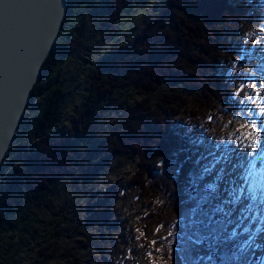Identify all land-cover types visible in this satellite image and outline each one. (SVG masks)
Here are the masks:
<instances>
[{"label":"trees","instance_id":"1","mask_svg":"<svg viewBox=\"0 0 264 264\" xmlns=\"http://www.w3.org/2000/svg\"><path fill=\"white\" fill-rule=\"evenodd\" d=\"M164 3V9H157ZM135 10L144 15L142 31L133 32L136 37L130 41L121 38L117 51L102 57V44L108 47L118 32L133 29ZM263 15L262 0H69L60 35L0 170V264H19L24 253L21 242L27 236L30 242L38 240L37 217L50 207L60 182L82 179L98 152L106 158L136 161L129 185L144 198L156 189L151 180L161 163L174 175H189L197 154L192 138L198 111L203 106L210 109L212 128L223 108L234 110L236 98L230 88L235 76L225 71L223 63L247 62L236 55L235 37ZM72 60L79 65L67 74L73 73L74 81L81 79L69 90L63 85L67 77L63 69ZM76 87L83 92L80 115L69 127L63 125L64 104L72 100L70 94L77 95ZM181 87L196 104L187 124L176 120L188 102ZM134 93L140 97L137 103H131ZM162 181L171 189L166 176ZM219 237L225 241L215 247L217 253L212 252L217 261L221 263L222 254L232 258L230 264H244L240 255L234 256L229 234ZM156 241L154 258L183 264L181 246L169 237ZM66 259L65 264H83L74 255ZM44 260L35 256L31 264Z\"/></svg>","mask_w":264,"mask_h":264},{"label":"rangeland","instance_id":"2","mask_svg":"<svg viewBox=\"0 0 264 264\" xmlns=\"http://www.w3.org/2000/svg\"><path fill=\"white\" fill-rule=\"evenodd\" d=\"M164 8L165 3L157 9ZM134 12L133 29L118 32V38L112 39L108 47L102 44V57L117 51L121 38L130 41L136 37L131 36L133 32L137 35L142 31L140 20L144 15ZM116 29L114 26L112 30ZM234 43L236 55L247 60L237 65L232 59L223 63L225 71L235 76L230 88L236 98L235 108H223L222 117L212 128L210 109H199L192 138L197 154L190 174L174 175L161 163L151 180L156 189L144 198L138 188L130 189L129 185L136 161L106 158L98 152L87 163L89 170L82 179L60 182L49 199L50 207L42 209L37 217L38 240L23 238L24 253L18 257L19 264H31L35 256L41 260L45 257L40 264H65L66 255L79 257L83 264H153V259L157 264H169L168 260L149 256L151 242L168 237L182 247L183 264H230L231 257L218 254L222 258L219 263L214 255L215 247L225 241L219 237L223 232L229 234L236 258L240 255L245 264H264V148L254 160L262 169L257 167L252 173L249 166L253 160L245 154L254 151L257 144H264V15L241 29ZM78 65L72 60L63 71H72ZM67 71L63 85L70 90L81 76L74 81L73 73ZM73 90L77 95L71 98L70 94L72 100L64 104L67 114L63 125L69 127L80 115L77 109L83 96V92L78 93L79 87ZM186 95L188 102L176 117L181 124H187L190 109L196 105L194 97L187 91ZM130 99L137 103L140 97L134 93ZM114 176L118 177L115 182ZM164 176L171 189L162 181ZM101 209L105 211L102 215ZM159 211H164L161 217L157 216ZM152 213L153 217L145 220ZM217 214L221 215L218 220Z\"/></svg>","mask_w":264,"mask_h":264},{"label":"water","instance_id":"3","mask_svg":"<svg viewBox=\"0 0 264 264\" xmlns=\"http://www.w3.org/2000/svg\"><path fill=\"white\" fill-rule=\"evenodd\" d=\"M68 5L69 0H0V170Z\"/></svg>","mask_w":264,"mask_h":264},{"label":"snow or ice","instance_id":"4","mask_svg":"<svg viewBox=\"0 0 264 264\" xmlns=\"http://www.w3.org/2000/svg\"><path fill=\"white\" fill-rule=\"evenodd\" d=\"M264 148V144H257V147H256V151L254 153H245L246 155H251L253 158H255V156L260 152V150ZM152 245L155 246L157 241L153 240L152 242ZM149 256L151 257L152 256V253H149ZM153 264H157V262L155 261V259H153Z\"/></svg>","mask_w":264,"mask_h":264},{"label":"bare ground","instance_id":"5","mask_svg":"<svg viewBox=\"0 0 264 264\" xmlns=\"http://www.w3.org/2000/svg\"><path fill=\"white\" fill-rule=\"evenodd\" d=\"M260 131V130H259ZM260 134V133H259ZM263 143V142H262ZM256 150V149H255ZM255 150L253 151V149H251V151L249 150V152L248 153H254L255 152ZM259 155H261V153L259 154H257L256 156H259ZM250 160H253L252 162H251V164L250 165H257V167L258 168H260V164H258L256 161H254L255 160V158H253L252 156L249 158ZM263 160H264V157L262 158ZM262 160V161H263ZM257 167H256V169H257ZM249 168H250V166H249ZM252 171H255V170H252ZM250 172H251V169H250Z\"/></svg>","mask_w":264,"mask_h":264},{"label":"clouds","instance_id":"6","mask_svg":"<svg viewBox=\"0 0 264 264\" xmlns=\"http://www.w3.org/2000/svg\"><path fill=\"white\" fill-rule=\"evenodd\" d=\"M116 179H118V177H115V176H114V177H113V181L115 182Z\"/></svg>","mask_w":264,"mask_h":264}]
</instances>
